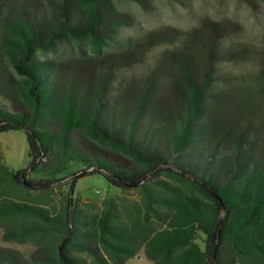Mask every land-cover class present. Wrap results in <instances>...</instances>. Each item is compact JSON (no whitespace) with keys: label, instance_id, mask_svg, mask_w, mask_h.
Instances as JSON below:
<instances>
[{"label":"trees","instance_id":"trees-1","mask_svg":"<svg viewBox=\"0 0 264 264\" xmlns=\"http://www.w3.org/2000/svg\"><path fill=\"white\" fill-rule=\"evenodd\" d=\"M133 22L115 0H0V134L23 130L29 158L0 152V228L31 247L0 264H264V45ZM91 175L121 194L75 195Z\"/></svg>","mask_w":264,"mask_h":264},{"label":"rangeland","instance_id":"rangeland-1","mask_svg":"<svg viewBox=\"0 0 264 264\" xmlns=\"http://www.w3.org/2000/svg\"><path fill=\"white\" fill-rule=\"evenodd\" d=\"M119 10L133 18L134 26H128L123 36L140 37L146 32L164 26H174L181 30H189L198 26L204 18L221 21L230 25L235 33L229 38L231 41L250 44L254 48L264 45V1L255 5L245 0H143L141 4L131 0H115ZM161 49L156 48L149 57H156ZM62 55L69 53L63 46ZM148 64L138 65L123 71L127 77L141 76L146 72ZM227 68V67H225ZM249 68L247 64L232 65L234 73L244 72ZM0 152L3 161L14 170L27 168L28 142L23 130L0 134ZM83 169L81 165L72 167L60 175L59 178L67 182L75 180L74 174ZM121 194V190L109 186L107 181L99 175H91L78 181L75 195L83 199L102 200ZM136 198L134 193L128 195ZM0 244L29 252V245L9 243L3 239V230L0 228ZM129 264H152L142 250L136 257L129 260Z\"/></svg>","mask_w":264,"mask_h":264}]
</instances>
